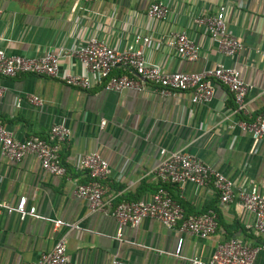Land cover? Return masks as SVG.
<instances>
[{"label": "crops", "instance_id": "1", "mask_svg": "<svg viewBox=\"0 0 264 264\" xmlns=\"http://www.w3.org/2000/svg\"><path fill=\"white\" fill-rule=\"evenodd\" d=\"M154 2L168 5L165 20L147 16ZM221 5L226 6L229 33L243 44L235 56L220 53L205 30L194 24L193 15L214 14ZM181 31L200 46L194 61L181 58L172 44V34ZM92 35L118 49L141 47L148 61L168 72H198L218 64L238 69L249 85L248 116L235 113L231 93L220 84H215L209 102L193 103L187 92L163 95L155 87L149 93L105 91L97 86L82 90L55 77L0 75V121L15 139L32 134L46 137L56 124L71 130L59 150L64 175L46 172L34 155L20 162L0 157V264L34 262L60 236L66 237L73 264H111L113 259L128 264H192L170 255L179 237L184 238L182 255L203 261L232 237L251 246L264 242L263 235L246 228L253 216L239 200L220 204L211 182L163 184L185 216L216 212L217 229L207 238L146 218L136 227L125 226L118 240L116 219L90 211L74 193L77 184L87 181L77 164L95 151L111 168L102 181L103 197L111 206L148 199L162 185L153 170L160 149L166 148L211 164L230 179L235 192L254 184L264 195V136L256 142L237 125L239 119L264 111V0H0V49L9 55L61 52ZM136 35L149 36L150 42L135 44ZM59 64L62 73L85 72L72 57L62 55ZM115 73L130 74L122 67ZM31 96L41 98L42 104L32 103ZM22 195L36 207L35 215L25 220L6 211ZM254 264H264V250L257 253Z\"/></svg>", "mask_w": 264, "mask_h": 264}, {"label": "built area", "instance_id": "2", "mask_svg": "<svg viewBox=\"0 0 264 264\" xmlns=\"http://www.w3.org/2000/svg\"><path fill=\"white\" fill-rule=\"evenodd\" d=\"M83 1L89 3L99 0ZM169 13L168 5L162 2L152 3L147 10L149 18L160 21L165 20ZM225 16L226 6L221 5L216 13L195 14L193 20L216 43L220 53L235 56L241 52L243 44L229 33ZM134 42L144 45L150 42V37L136 35ZM172 44L176 47L177 54L185 60L194 61L199 56V44L185 31L173 33ZM62 55L77 59L85 70L84 74L62 73L59 64ZM121 67L130 74L115 73ZM22 73L59 78L65 84L82 90L97 86L105 91L134 90L149 93L155 87L163 95L187 92L193 103L209 102L214 95L215 84H220L231 93L235 113L248 116L246 98L249 85L238 69L218 64L214 68L198 72H168L160 65L148 61L141 47L118 49L95 35L86 37L76 47L62 49L61 52L49 49L33 57L9 55L0 49V75L15 77ZM2 94L3 89L0 88V97ZM29 100L36 105L42 104V99L37 96H31ZM104 124L105 121H101V125ZM237 125L259 142L264 136V111L249 119H239ZM70 134L69 127L56 124L51 126L46 137L32 134L24 140H18L0 121V157L20 162L25 156L34 155L43 170L61 176L66 173V168L59 150L62 144L68 142ZM159 155L160 159L153 171L162 185L148 199L122 200L114 207L111 206V202L103 197L102 186V181L110 174L111 168L95 151L80 158L77 167L85 172L87 181L77 184L74 193L87 202L90 211L109 213L116 219L118 240H122V229L125 226L136 227L146 218L156 219L168 229H178L182 233L207 238L217 229L216 212L210 209L185 216L182 206L172 198L163 184L183 186L193 183L203 186L211 182L219 194L220 204H227L237 198L243 208L253 216L246 228L264 236V195L256 185L252 184L248 189L235 192L230 179L194 155L166 148H161ZM6 211L16 213L20 220H25L35 215L36 207L29 206L27 196L22 195L15 204H8ZM58 223L62 221L59 220ZM70 226L79 227L77 224ZM183 240V237L178 238L176 248L170 255L188 260L192 264H254L257 253L264 250V242L251 246L241 238L232 237L218 244L211 257L203 261L182 255ZM24 264H73L66 250V237L60 236L49 252L42 253L34 262ZM111 264L128 263L113 259Z\"/></svg>", "mask_w": 264, "mask_h": 264}]
</instances>
